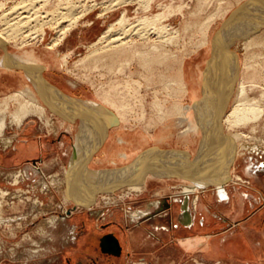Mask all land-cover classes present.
<instances>
[{"label":"rangeland","instance_id":"374dc122","mask_svg":"<svg viewBox=\"0 0 264 264\" xmlns=\"http://www.w3.org/2000/svg\"><path fill=\"white\" fill-rule=\"evenodd\" d=\"M105 1L110 0H95L93 4L96 6L87 3L88 7H93L91 11L83 12L84 15L79 19V22L54 49L49 50L48 47L57 39L58 28L48 27L46 36L43 38L39 36L37 40L25 46L10 42L6 47L8 53L19 54V56L36 54L37 60L39 59L38 61L46 66L43 74L51 86L57 87L64 94L78 100L97 99L95 90L99 89L100 91L103 88L108 91L111 88L110 85L120 92L123 91L122 93L125 92V95L123 94L126 99L124 104H135L130 108L131 110H125V113L128 121H132V124L136 123V125L125 126L126 128H137L141 131L149 129L157 131L159 129L156 133H160V127L144 123L151 120L160 121V115H162L163 121H169L168 130L170 133L172 128L175 130L176 136L178 133L186 132L188 130L186 128L189 126L184 125L183 119L188 118L191 121L193 113L192 110L188 111L185 107L194 104L193 98L197 97L198 86L200 83L204 84L203 73L207 68V62L212 57L213 37L220 31L219 29L227 18L248 0H153L148 10L136 2L121 5L112 10L103 9L102 5ZM11 2L12 0H8L9 6L12 5ZM105 12L109 13L102 16L101 14ZM123 12H125L129 23L140 17H149L150 20L157 21L159 25L168 29L170 37L164 34L165 38L174 36L175 41L173 38V41L162 45L161 48L165 55L161 48V51H157L158 53L151 49L153 38L148 40L150 45L146 42L147 40H139L136 42L138 47H126L128 49L124 47L125 50H122L123 47H119L118 52L120 50L123 51L122 53L115 52L118 47L112 49L109 46L104 47L102 44L89 48L90 44L95 43L110 24L120 18ZM207 24L208 27L205 28ZM66 37H68L67 40H65ZM81 38L84 40L82 41L84 46L75 49L80 44ZM202 39L207 41L204 46L201 45ZM157 45L159 46V44ZM102 48H106V50H102ZM137 48L138 50H136ZM139 49L142 55H133ZM149 49L150 51H148ZM95 50L97 54L94 52ZM231 50L236 53L238 71L234 90L223 112L224 118L233 113L239 99L240 86L246 88L247 95L252 100L264 98V31L259 35V39L250 37L236 40ZM143 53L145 54L143 55ZM166 53H168V57H166ZM1 54L2 51H0V56ZM88 54L87 60L86 55ZM160 54L164 56L160 57ZM111 56L114 60L117 57L122 60L127 57L128 60L132 59L131 61L137 66H139L138 61L148 62L147 65H151V62L155 64L151 65L152 67L148 66V68L151 67L148 73L136 69L134 65L131 68L128 67L124 72V66L121 67V63L118 62L113 64L115 67L110 66L111 70H107L103 66L110 60L113 61V58L110 59ZM156 56L158 59H155ZM83 57L85 59L82 61ZM104 57L107 58L106 61L101 60ZM169 57L170 59H168ZM120 68L123 69L121 70L122 74ZM139 71L142 72L141 75L138 74ZM3 73H9L10 77L9 80H6L5 86L4 83L0 84L2 85L0 86V97L3 96L0 98V121L3 119L5 121V127L3 131H0V156L11 155L17 143L24 138H37L42 145L49 146L50 151L45 152L43 157H36L34 160L27 159L19 163L14 162L6 167L2 166L0 162V250L3 246V253L0 252V264H197V258L192 254H185L184 257L181 254L178 261L167 260L166 255L161 254V249L163 245H166L167 240L164 238L163 230L158 228L161 225V215L157 216L156 214L151 219L152 215L147 213V210L157 201L161 203V200L166 198L171 201L192 197L193 193L187 195L185 192V187L189 186L184 183L187 181L179 178L161 181L152 179L147 188L142 187L136 191L122 188L113 194L102 195L97 205L90 209L76 207L72 204L65 205L68 193L62 184L63 170L70 162L69 155L72 149H75V146L81 147L82 136L75 135L70 131L72 128L69 125L68 127L61 125L59 119L51 116L50 108L36 91L39 104L45 107V115L29 116L18 127L14 123L13 115L23 99L21 97L18 98L19 100L11 97H7V99L5 96L13 92L15 94L24 85H31V82L28 76L20 70L15 72L0 70V75ZM12 75L19 76V78H13ZM23 75L24 77H22ZM177 78L180 85L184 78L190 83L186 96L183 93L180 94L183 87L181 89L180 85L175 84L178 81ZM127 81H129V86ZM71 84L75 86L73 87ZM168 84L169 87H166ZM105 91H103L104 94ZM137 94L139 97H136ZM100 96L103 100L105 95ZM199 96L201 99L204 95L200 94ZM157 102L160 105L155 110ZM178 105L182 107L183 111L176 109ZM174 109H176V114H174ZM163 110L169 114L165 115ZM177 110H181L180 113ZM132 111V114L135 113L138 118L130 115ZM163 114L166 117L169 115L167 117L169 120ZM178 114L183 116L182 121ZM51 119L54 120L53 123ZM46 121H49V124ZM220 123L222 124L221 120ZM223 134L226 138L234 139L236 142V157L233 162L235 179L230 184L241 190L256 192L252 188L253 185L248 183L249 179L243 175V172L253 176L254 172H257V166L260 164L264 166V111L258 121L248 125H223ZM199 135L202 133L190 137L193 139L191 143L185 142L179 146L196 154ZM29 165H32L33 173L28 169ZM163 183L169 186H178V188L160 189L163 187ZM83 213L87 216L82 217ZM6 220L15 221H9L10 224L8 223L9 225L6 226ZM107 238L115 241L117 249L120 244V254L100 250L102 240ZM43 248L45 250L40 251L38 256L32 257L33 249L41 250Z\"/></svg>","mask_w":264,"mask_h":264},{"label":"crops","instance_id":"0c3cea01","mask_svg":"<svg viewBox=\"0 0 264 264\" xmlns=\"http://www.w3.org/2000/svg\"><path fill=\"white\" fill-rule=\"evenodd\" d=\"M82 41L84 40L81 38L80 44L75 49L84 44ZM92 44H90L89 48ZM86 57L88 60L89 54ZM84 58L81 60L83 61ZM0 63V70H7L3 68L2 55ZM8 75L9 73L0 75V84L4 83V86L6 85V80H9L8 78L10 77ZM12 77L19 78L16 75H12ZM198 88L197 97L193 98L194 104L191 106L193 118L191 121H185L186 124L184 125H194L193 121L196 123L199 121L196 118L193 107L204 96L200 99L199 95L203 94V91L202 87L198 86ZM98 92L101 93L100 95L103 93L99 90ZM98 92L95 90L97 99L94 98L95 100L91 99V101L87 102L103 106L106 109H101L100 106H97L95 110L94 105L90 108H85L86 117L88 118V122L85 124L81 117H78L75 121L64 122L61 117L50 111L51 116L53 115L57 120L59 119L60 123L64 122L63 126L69 125L70 128L73 127L70 131L74 132L75 135L79 134V136H82L81 147L77 148L75 146V149H72L69 155L70 162L67 163L63 170L62 184H64V188L68 193L65 205L72 204L76 207L90 209L97 205L100 196L113 194L122 188L131 189L133 186H137L138 183L136 182H139L140 178H142V181L139 183L144 188H147L149 181L152 179L161 181L179 178L187 181L184 183L189 184V186L185 187V192L187 195L193 193L192 197L188 196V198L184 197L182 200L180 198L171 201L166 198L161 200V203L158 201L153 203L152 207L147 210V213L152 215L151 219L156 214L157 216L161 215V225L158 228L161 231L163 230L164 238H167L166 245H163L161 249V254L166 255L167 260L172 261H178L181 254L183 257L185 254H192L193 257L197 258V264H264L263 164L256 167L257 172H254L255 175L253 176L243 172V175L249 179L248 183L253 185L252 188L256 192L234 187L230 184L235 179L233 164L228 167L229 169L227 168L230 165V161H232V157L229 158V161L227 160L226 169L219 167L223 159L221 156L212 154L214 153V145H212L213 138L211 135L204 134L200 129V131H197L198 133L185 132L184 134L178 133L176 136L173 128L171 133L168 130L169 121H163V119L160 120L161 122L151 121L149 122L150 124L144 123L145 125L160 127V133H156L159 129L157 131H153V129L141 131V129L137 128H126L125 126H129L132 123L129 122L126 125H122L123 122L121 123L117 119L119 117L117 112L105 105L101 96H98ZM13 94L14 92L7 94L5 98ZM111 117L115 122L114 124H108V120ZM53 121L51 119L52 123ZM132 125H136V123ZM106 126L107 128H105ZM101 127L103 128L101 129ZM82 129L86 131V134H84L85 131L83 133ZM96 133L101 136L97 138L98 140L94 136ZM199 133H202V135H199L196 154L179 146L181 143H191L193 139H190V137ZM178 136L179 138H177ZM91 143L93 144L91 145ZM92 146L97 148L94 149ZM49 151V146L42 145L39 139L24 138L17 143L11 155H1L0 162L2 166L6 167L14 162L19 163L27 159L34 160L36 157H43L44 153ZM90 151L94 152L91 153ZM220 161L221 163H219ZM28 169L32 173L34 172L32 165H29ZM83 171L87 172L86 175L89 179L85 178L86 184H82L79 187L75 182L82 179L81 177L84 176ZM78 175L83 176L79 179ZM76 177L78 178L76 179ZM134 177L135 179H133ZM131 178L134 180H132L133 182ZM240 179L242 180V178ZM72 183L78 185L86 200L78 198L76 194L73 196ZM164 185L160 189L178 188V186ZM191 189L194 192L188 191ZM221 190H224L223 194L226 193L224 197L222 192H220ZM182 203L183 206L181 207ZM159 205L160 207H157ZM85 216L87 215L83 213L82 217ZM9 221L15 220H6V226L10 224ZM102 249L112 254L120 252V249L118 250L115 246V241L110 238L102 240L100 250ZM42 250L45 249H33L31 251L32 257L38 256ZM0 252L3 253V246Z\"/></svg>","mask_w":264,"mask_h":264},{"label":"bare ground","instance_id":"6f19581e","mask_svg":"<svg viewBox=\"0 0 264 264\" xmlns=\"http://www.w3.org/2000/svg\"><path fill=\"white\" fill-rule=\"evenodd\" d=\"M152 1L153 0H110V1L103 2L104 4L102 6H103V9L105 8L108 10H112V9H115V8L121 6V5H128L130 3L136 2V3H138V5L140 4L141 7L144 6L143 7L144 9L146 7V9L148 10L151 7ZM93 2H95V0H88V1L87 0H57L56 2L53 0H12V2H11L12 5L9 6L8 0H7V2H5V0H0V51H2V54H1L2 55V65L4 66V67L3 66L2 67L9 70V71H14L15 69L17 71H19V70L23 71L26 74V76H28V79L31 82V85H27V86L24 85V87L21 90L17 91L15 94L9 96L13 99L16 98L17 100H19L18 98H20V97L23 99V101L21 102V104H20L18 110L16 111L15 115H13L14 116V123H16V125H18V127L21 126V124L23 123V120H25L29 116L38 115V117H39V115L40 116L45 115L44 114L45 113V107H43V106H41V104H39V99L36 95V92L39 94V96L45 102V104L50 108L52 113L61 117L64 122L75 121L78 117H81L83 123L85 124L88 122V118L86 117L85 108L87 109V108H90L94 105V107H95L94 109L96 110V107L100 106V105L94 104L92 102H87V101H84L81 99L78 100L77 98L70 97L69 95L61 92L57 87L54 88L53 86H51V83L48 82L44 78L43 73L46 70V66L43 63H40L38 61L39 59L37 60L36 54H27L26 56H19V54L13 55V54L8 53L7 48H6L10 42L20 43L19 44L20 46L21 45L25 46V45L29 44L30 42L37 40V38L39 36H41L43 38L44 36H46V33H47L46 29L49 27V28H58L57 29L58 30L57 39L54 40L52 42V44L48 47L49 50L54 49V47L57 46L62 39H64V36L79 22V19L84 15L83 12L85 13V11H86V13H88L89 11H91V8H93V7L89 6L90 7L89 8L87 6L88 5L87 3H92L91 5H95V4H93ZM243 7L244 8H242V6H241V11L236 13L234 16L231 17V15L234 13L233 12L227 18V20L231 21L230 23H226L227 20L225 19L226 21L224 23H226V24H223L222 30L219 33L217 32L218 34L213 37L214 40H213L212 46L214 45V47H215L214 53H213V48H212V57L207 62V68L203 73L204 74V80H205L204 84L203 85H202V83L199 84V86L202 87L204 97L202 100L197 102V104L193 107L195 110V113H196V118L199 121L196 123L195 121L192 120L194 122V125L189 124L188 125L189 128L188 127L186 128L188 130L185 129L186 133H189V132L198 133L197 131H200V129H201L204 134L211 135V137L213 138L212 145H214L213 146L214 153H212V154H215L216 156H221L223 161H222V164L219 165V167L221 166L223 169L224 168L226 169L225 166L228 164L230 157H232V161H230V165H228L227 168L233 164L235 157H236V154H235L236 153V145H235L236 142L234 139H228L225 137V135L223 134V125H236V126L237 125H239V126L248 125L249 123L256 122V120L258 121L261 117V114L264 111V106H263L264 105V98L252 100L247 95L246 88L243 86H240L241 90H240L239 99H238V102H237V104L233 110V113L230 116H225V118L223 117V112L229 103V98H230L232 91L234 90V87H235V83H236L235 81L237 79V71H238L237 56H236V53H234L231 50V47L236 42V40H238V39H248L250 37L251 38L253 37V39L254 38L259 39V35H261L262 31H264V11L260 14V9L264 8V0H248L246 3H244ZM85 9H87V10H85ZM243 9L244 10L248 9V10L246 12L245 11L243 12ZM107 13H109V12H107ZM107 13L105 12L101 15L103 16V15H106ZM207 27H208V24L205 28H207ZM167 30L168 29L159 25V23L157 21L150 20L149 17H140V18H137L134 22L129 23L127 18H126L125 12H123V14H121L120 18L116 22L110 24L109 28L100 36V38L95 43H93L91 45L90 48L95 47L99 44H102V45H104V47L109 46L112 49L115 47H118V48H116L115 52L117 51V53H119V52H121L120 50L118 52L119 47H123L122 50H125L124 47L126 48L129 46H131L132 48L133 47L135 48V47L139 46V45L136 46L137 41H139V40H145L146 41L147 40L146 42L149 44L150 42L148 40L153 38L154 42H153V44L151 43L152 45L150 47L154 52H157V51L159 52L162 50V48H161L162 45H165L166 42L168 43V42H171L173 40L175 41L174 36L172 38H165L166 36H164V34H167V35L169 34L167 32ZM206 34H207V32H206ZM204 39H202L203 40V42L201 43L202 46L207 44V41ZM157 44H159V46ZM142 45H143V43H142ZM142 45H141V47H142ZM146 47H147V45H146ZM142 48H144V47H142ZM160 48H161V50H160ZM103 49L106 50V48H102V50ZM108 49H110V48H108ZM126 49H128V48H126ZM136 50H138V48ZM148 51H150V49ZM94 52L96 53V50ZM143 52H144V50H143ZM141 53L142 52H140V49H139V51H137V52L135 51L133 55H135V56L136 55H142ZM162 53L165 55L164 51ZM144 54L145 53H143V55ZM161 54H160V57L162 56ZM167 54L168 53H166V55ZM155 55H159V54H155ZM118 56H119V54H118ZM166 57H168V55ZM112 58L113 57L111 56L110 59H112ZM119 58L120 57H117V59L115 58L116 60H114V58H113V61L110 60L111 63L109 62V63L104 64L103 68L106 67L107 70H111L110 66L115 67V65H113V64L118 62V63H121V67L124 66V72H125V70L128 69V67L131 68V66L134 65L136 69H140L141 71H144V73L145 72L148 73V71H150V68L152 67L151 65L155 64V63L152 64V62L150 63V60H149V63L151 65H147L148 62L142 63V61L141 62L138 61L139 66H137L135 63H133V61H131L132 59L128 60L127 57L126 58L122 57L124 59V60H122ZM145 58H144V60H145ZM103 59L105 60L107 58L106 57L101 58V60H103ZM139 59L141 60V57ZM155 59H158L157 56L155 57ZM168 59H170V57ZM162 60H163V58H162ZM165 60L167 61V59H165ZM105 61H104V63H105ZM163 62H165V61L163 60ZM157 63H158V60H157ZM148 66H151V67L148 68ZM19 67L26 68V71L19 68ZM119 67H120V65H119ZM121 70H123V69L120 68V72H121ZM122 72H121V74H122ZM138 74L141 75L142 72L139 71ZM130 76L131 75H129V77ZM143 76H144V74H143ZM179 76H182V75H179ZM22 77H24V75ZM103 77H105V76H103ZM129 80H130V78H129ZM104 82L107 83L106 81H104ZM178 82H179V79L177 82H175V84L176 83L178 84ZM181 82H182L181 85H180V83L178 84L181 86V87L179 86L181 89L183 87V89H182L183 91L182 92L180 91V94L183 93L184 96H186L188 91H189L190 83L188 82V80L186 78H184V80ZM105 83H103V84H105ZM111 84H112V82H111ZM115 84H117V83H115ZM71 85L73 87L75 86L74 84H71ZM127 85L128 86L130 85L129 81H127ZM110 86H111V88H109V90L106 89L108 91L103 90V88H102V90L100 89V92L105 91V94L102 93L103 95H105V96H103V101H104L105 105L113 108L117 112V114L119 116L117 119H118V121H121V123L123 122V123L128 124L129 122H132V121H128L125 110L130 109L135 104H129V103L124 104V101H126V99H125V96H123V94L125 92L122 93L123 91L120 92L117 89H114L112 85H110ZM166 87H169V84ZM98 90H97V92H98ZM137 91H134V92L137 93ZM100 94L101 93L98 92V96ZM177 94H179V93L177 92ZM136 97H139V95L137 94ZM135 101H136V98H135ZM159 105H160L159 102H157L156 107L154 105L155 110ZM5 106H7V105H5ZM100 108L102 109L105 107L100 106ZM177 108L182 110V107H179V105L176 107V109ZM185 108L188 111H191V109H192L191 106L190 107L186 106ZM159 109H160V111L162 110L161 106L159 107ZM176 109H174L175 110L174 114H176ZM132 110H134V109H132ZM2 111H3V109H2ZM4 111H6V110H4ZM88 111L90 112V110H88ZM88 111H87V113H88ZM99 111H101V110H99ZM177 111H179V110H177ZM180 111H179V113H180ZM84 112H85V114H84ZM1 113H3V112H1ZM96 113H97V111H96ZM132 113H133V111L130 112V115H133L135 117L136 114L135 113L132 114ZM166 113L169 114V112L164 111L165 115H166ZM82 114H84V115H82ZM144 115L142 117L143 119H144ZM165 115H164V117L167 119V117L169 115L167 117ZM185 115H187V114H185ZM91 117H93V116H91ZM182 117L183 116H180L181 119H182ZM192 117H193V114H192ZM160 118L162 119V115H160ZM46 119H47V117H46ZM48 120H50V119H48ZM167 120H169V119H167ZM218 120H221L222 124ZM108 121H109L108 124H114L115 123L114 120L112 119V117ZM185 121H189V119L187 118L184 120V122ZM0 122H1L0 123V129H2L0 131H3V128L5 127V121L3 119V121L1 120ZM46 122L48 123L49 121H46ZM63 123L61 125H63ZM189 123H192V122H189ZM147 124H150V123L148 122ZM102 128L103 127H101V129ZM105 128H107V126ZM66 129L68 130V128H66ZM80 129H81V127H80ZM84 129H82L83 133L86 130V129L85 130ZM184 133H182V134H184ZM1 134H2V132H1ZM84 134H86V131ZM94 136L96 137V139L101 137L100 134H98V133H96ZM212 138H210V139H212ZM85 140H86V137H85ZM100 141H101V139H100ZM91 142H93V141L91 140ZM92 144L93 143H91V145ZM206 145H208V144H206ZM96 148H94V149H96ZM93 152H91V153H93ZM174 160L177 161L178 159H174ZM219 163H221V161ZM188 168H190V167H188ZM83 170H84V168H83ZM136 171H137V169H136ZM83 172H84L83 173L84 176L78 175L79 179L81 176H83V177H81L82 179L77 180V182L74 181L76 184L79 185V187H81L82 184L83 185L86 184L87 181L85 180V178L89 179L88 176L86 175L87 172L86 171H83ZM78 177H76V179ZM73 179H74V177H73ZM122 179H123V177H122ZM133 179H135V177ZM133 179L131 178V181ZM90 180H92V179H90ZM118 180H120V179H118ZM110 181H112V180L110 179ZM141 181H142V178H140L139 182H141ZM139 182H136V183H138L137 186L136 185L133 186L130 190L136 191V190L142 189V186L140 185ZM75 183H72L73 187L71 186L73 189V192H72V194H74L73 196H75V194H76L78 196V198L85 199L84 194H82V192L80 191L81 189L78 188V185H76ZM88 184L91 185L89 182H88ZM138 185H140V186H138ZM94 191H92V192H94ZM188 191L194 192L193 189L188 190ZM223 191L224 190H221L220 192H222V196L224 197L226 193L223 194L224 193ZM69 194H70V192H69Z\"/></svg>","mask_w":264,"mask_h":264},{"label":"water","instance_id":"95a60500","mask_svg":"<svg viewBox=\"0 0 264 264\" xmlns=\"http://www.w3.org/2000/svg\"><path fill=\"white\" fill-rule=\"evenodd\" d=\"M243 6H244V5H243ZM243 6H242V8H244ZM247 10H248V9H245V10L243 9V12H244V11L246 12ZM239 11H241V7L238 8V9H236V10L234 11V13L231 15V17L234 16V15H235L236 13H238ZM263 11H264V8L260 9V14H261ZM230 22H231L230 20H227V21H226V23H230ZM226 23H224V24H226ZM222 27H223V26H222ZM222 27H221L220 31L222 30ZM220 31H219V32H220ZM219 32H218V33H219ZM218 33H217V34H218ZM214 48H215V47H214V45H213V53H214ZM6 54H7V53H6ZM19 68H21V69H23V70L26 71V68H23V67H19ZM218 121H220V120H218ZM112 237H113V236H112ZM114 238H115V237H114ZM117 242H118V240H117ZM118 244H119V242H118ZM115 246L117 247L116 243H115ZM119 249H120V252H119L118 254L121 253V247H120V244H119V248H118V250H119ZM102 250H103V249H102ZM103 251H106V250H103ZM114 254H115V253H114Z\"/></svg>","mask_w":264,"mask_h":264},{"label":"built area","instance_id":"2783aa9c","mask_svg":"<svg viewBox=\"0 0 264 264\" xmlns=\"http://www.w3.org/2000/svg\"><path fill=\"white\" fill-rule=\"evenodd\" d=\"M182 206H183V203H182Z\"/></svg>","mask_w":264,"mask_h":264}]
</instances>
